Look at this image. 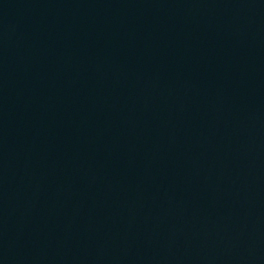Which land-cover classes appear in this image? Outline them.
I'll list each match as a JSON object with an SVG mask.
<instances>
[{"label": "water", "instance_id": "1", "mask_svg": "<svg viewBox=\"0 0 264 264\" xmlns=\"http://www.w3.org/2000/svg\"><path fill=\"white\" fill-rule=\"evenodd\" d=\"M249 264H264V195Z\"/></svg>", "mask_w": 264, "mask_h": 264}]
</instances>
